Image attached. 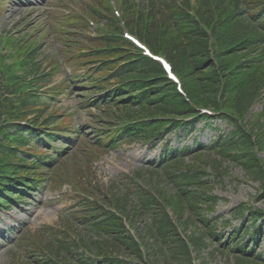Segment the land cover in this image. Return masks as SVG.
Wrapping results in <instances>:
<instances>
[{"label": "trees", "instance_id": "16d2710c", "mask_svg": "<svg viewBox=\"0 0 264 264\" xmlns=\"http://www.w3.org/2000/svg\"><path fill=\"white\" fill-rule=\"evenodd\" d=\"M159 1L160 9H155L153 1L148 7L147 18L150 20L147 23L131 21L128 28L144 35L155 53L171 61L191 101L201 108L221 112V119L232 129L205 148L200 143L177 152L167 147L162 164L169 165L170 180L178 187L174 195L164 197V194L147 185L143 188L129 178L125 194L109 196L110 205L121 217L97 204L84 203L82 224L89 231V240L73 245L67 237L53 236L46 247L51 253L49 258L39 260L45 264H57L55 258L60 257L67 260L65 264H193L191 249L200 253L206 247L207 235L211 238L219 235L217 229L222 222L211 214L220 199L213 195L210 181L224 179L226 175L220 170L222 163H237L248 172L247 166L251 164L253 170L262 171V166L256 165L254 161L258 160L254 159L255 153L264 149V135L261 140L257 139L244 119L250 109L261 101L264 90V0H193V4L192 0ZM124 4L127 14L131 7L129 0H125ZM104 7L108 10L106 4ZM192 10L199 22L191 17ZM131 11L129 15L134 13ZM138 14L142 18L141 14L145 13ZM99 41H102L100 46L107 50L91 52L90 56L83 58L97 56L108 60L120 55L113 50L117 43L112 39ZM19 54L24 61L22 68L34 78L29 83L21 78L15 84L3 86L4 94L13 99L0 94V114L35 125L43 123L40 126L46 127V123L49 125L60 118L50 115L41 122L46 113L41 103L48 106L63 92L60 87H55L48 94L50 98L38 94L40 87L51 82L52 74H39L41 65L35 49L24 46ZM57 69L58 66L55 71ZM101 71L104 74L113 72L111 78L118 82L133 81L98 100L100 107L96 105L101 110L96 117L106 125L121 126L125 122L139 121L136 125L114 131L113 136L119 140L146 143L162 138L164 133L169 134L183 127L179 120L196 115L176 86L167 80L162 69L151 61L138 59L119 68L116 64H109ZM104 79L105 75L102 79L101 76L97 78L96 87L99 90L105 89L104 84L110 80ZM74 83L77 84L78 80ZM119 95L127 96V99L116 101ZM30 116L33 118L29 119ZM201 120L185 127L193 130ZM39 137L40 133L28 128L11 126L0 132L1 190L7 191L11 187L29 189L30 182L40 180L41 175L34 168L37 164L20 156L29 153L26 148L30 143L39 141ZM107 142L108 139L99 141L97 147L105 149ZM201 150L215 153L221 158V163L211 161L212 167L207 173L200 168L186 166V158ZM262 191L264 194V189ZM2 201L5 203V199L0 197V203ZM238 215L240 226L233 227L221 247L233 254L237 264L264 263L261 255L256 254V247L264 236V212L251 209ZM184 217L186 226L202 223L209 230L208 234L202 232L188 239L182 238L174 218L183 220ZM125 219L134 232L137 219H144V228L133 236L126 228ZM79 248L92 252L94 258H84L81 254L74 263L71 258L73 253L78 256Z\"/></svg>", "mask_w": 264, "mask_h": 264}, {"label": "rangeland", "instance_id": "374dc122", "mask_svg": "<svg viewBox=\"0 0 264 264\" xmlns=\"http://www.w3.org/2000/svg\"><path fill=\"white\" fill-rule=\"evenodd\" d=\"M71 6L83 13L88 8L86 0H0V37L7 36L15 40L25 37L28 42L38 47L39 52L43 55L46 53L48 61L52 57L59 62L63 61L62 57L70 49L71 43L65 41L68 36H61L59 30H65L60 24L69 16V12H72ZM69 39L75 42L78 38L69 36ZM63 77L62 73H57L55 79L60 80ZM260 98L261 101L250 109L244 119L247 127L259 140L262 134L264 135V90ZM73 100L72 97L63 102V111L68 105H73ZM77 117L78 123L86 122L84 112ZM196 129L201 131L182 133L179 130L155 147L141 144L123 145L111 151L92 168L83 164L81 150L69 152L65 161L67 163L63 165L64 171L60 172L63 183L59 188L51 187L49 190L47 188L36 192L26 203H21L11 211L0 212V236L5 240L4 243L0 241V264H37L26 258L18 241L21 234L33 239L37 233L53 236L68 230L71 240L79 244L87 243L90 238L89 231L70 216L78 211L76 201L72 198L77 194L71 190L72 183L82 190L87 189L96 200L108 206L110 195L122 196L126 193L125 185L129 176L137 178L140 184H147L157 193L164 194V197L174 195L178 187L168 180L169 173H157L156 166L151 165V162L158 161L165 145L168 143L179 149L192 146L195 140L207 145L218 136L219 131L226 133L231 128L227 123L216 120L211 126L200 124ZM255 154L254 160L258 162H254L262 166L261 172L253 170L251 164L247 166L250 171L248 172L237 163L225 161L220 168L226 175L224 179L210 181L213 195L220 199L211 217L218 218L220 223H223L217 229V238L207 235L209 230L202 223L186 226L185 217L183 220L178 219L179 221L174 218L182 238L188 239L202 232L207 235L206 247L200 253L193 249V264H237L233 254L224 251L221 243L227 239L233 227L240 226L239 212L248 213L251 209L264 212V149ZM214 160L220 161L221 158L215 153L203 151L187 159L185 165L200 168L207 173L211 170V161ZM226 222L228 223L225 225ZM144 223V219H137L136 232L144 228ZM62 234L66 236L65 232ZM257 252L264 258V239L259 242ZM57 260L67 263L64 257Z\"/></svg>", "mask_w": 264, "mask_h": 264}]
</instances>
